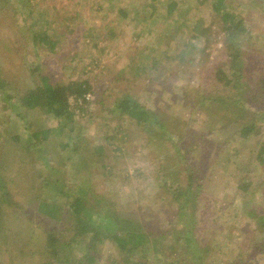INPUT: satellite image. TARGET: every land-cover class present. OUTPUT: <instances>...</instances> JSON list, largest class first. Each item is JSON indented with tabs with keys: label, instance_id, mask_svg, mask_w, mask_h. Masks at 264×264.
I'll use <instances>...</instances> for the list:
<instances>
[{
	"label": "rangeland",
	"instance_id": "obj_1",
	"mask_svg": "<svg viewBox=\"0 0 264 264\" xmlns=\"http://www.w3.org/2000/svg\"><path fill=\"white\" fill-rule=\"evenodd\" d=\"M167 1L45 0L46 12L50 14L52 7L56 6L59 15L50 26L62 27L60 35L52 38H57L53 50L42 45L32 47L23 14H13L12 11L8 14L5 10L4 14L7 15H4L2 12L0 68L12 93L33 87L38 71L32 72V67L44 71L51 82L87 80L91 87L85 95V101L74 96L68 99L75 111L71 128L65 134L52 135L37 150H30L26 145V122L31 121L35 129L55 126L57 122L37 112L25 113L17 103L13 107L3 108L0 98V149L3 148L0 161L1 152L6 147H12L8 152L10 159L20 161L10 172L5 169L3 160L0 162V171L6 179L11 181L12 178L14 184L24 186L17 188L9 185L8 199L11 200L0 205L3 216L5 214L8 218L13 215L15 207L12 198L29 195V186L39 181L35 179L38 173L44 175L53 172L52 166L61 172L65 169L62 166H67L69 162L65 160H71L74 155L82 164L78 179L83 184L89 186L91 183L99 194L112 199L119 198L124 204L122 210L138 215L141 211L155 214L158 207L154 199L159 192L160 181L156 171L160 175L163 171L159 167L170 164L168 158L172 161L177 159L178 151H181L187 162L199 163L204 159L203 188L208 197L217 200L215 205L222 200L233 201L234 208L228 209L213 227L210 222L207 223L208 232L212 230L216 236H220L222 244L243 237L238 228L244 225L242 217L245 209L261 201L264 173L250 165V174L247 176V180L252 182L250 192L237 193L236 177L233 178L231 174L235 172L236 163L241 166L248 162V153L255 142L264 141V81L262 85L258 83L259 79L264 78V0H225V8L240 16L250 32L244 35L241 58L248 69L247 82L255 83L258 89L255 99L259 104L251 108V113L258 112L254 121L263 128L261 134L247 139L233 137L232 131L236 128L233 120L226 116L228 112L208 98L211 91L213 93L221 88V84L215 81L217 66L221 64L223 71L229 72L226 34L221 30L218 16L211 10V0L203 3H200L201 0H174L176 9L184 16L188 19L199 18L201 27H209L207 34L199 37L195 45L189 44L194 42L190 39V25L189 30L177 29L173 13L162 19ZM120 9L126 11L124 17L118 13ZM48 32L53 31L50 29ZM182 49L186 52L182 53ZM154 58L157 64L155 62V69H152L150 66ZM246 59L251 60V63ZM140 67L150 68L148 71L152 76L145 72L136 75ZM128 93L152 110L158 125L153 123L149 128L136 127L133 121L116 114L113 109L116 98ZM13 101L16 100L12 98L9 102ZM17 111L21 114V120L16 115ZM5 133L7 138L13 134L19 135L15 145L3 147L8 142L3 135ZM101 135L104 136L99 137ZM63 142L66 143L64 148L61 147ZM196 144L203 149L200 158L195 157L197 149L189 152V145L194 147ZM75 145L79 150L74 149ZM99 145L102 146L101 157L105 155L108 166L113 168L112 175H102V170L97 169L98 159L88 157L91 149ZM73 149L78 151L77 154L72 153ZM72 175L62 172L61 178L69 185L73 182ZM121 179L128 181V185H140L141 193L145 196L137 195L135 200L133 192L122 184ZM24 210L25 214L23 211L19 213L24 237L30 234L34 237L37 233L40 235L46 228L59 225L50 226L26 205ZM159 219L161 222L157 223V227H165L166 218L161 216ZM8 224H3V227ZM14 224L8 230L15 231ZM246 229V241L254 239L257 242L264 238V232ZM5 231L7 233V228ZM209 235L206 233V237ZM83 250L82 243L73 244L68 249L69 256L76 257ZM110 251V245L102 246L103 260ZM228 253V250L221 252L222 259L228 258ZM0 257L2 259V254ZM27 258L18 256L13 264H26ZM8 259L6 255L0 264H9ZM255 259L259 264H264L263 256L257 255ZM99 263L104 264L102 258Z\"/></svg>",
	"mask_w": 264,
	"mask_h": 264
},
{
	"label": "trees",
	"instance_id": "obj_2",
	"mask_svg": "<svg viewBox=\"0 0 264 264\" xmlns=\"http://www.w3.org/2000/svg\"><path fill=\"white\" fill-rule=\"evenodd\" d=\"M205 1L201 0L200 3ZM44 2L45 0H3L4 5H2L0 15L2 12L4 14L5 10L8 14L9 11L13 14H23V18H26L24 26L31 37L32 47L42 45L53 50L57 45V38H52L54 35L55 37L60 35L62 27L50 26V23H55L56 16L59 17L58 10L56 6H53L50 14L47 13ZM225 4V0H211L210 2L211 10L218 16L221 30L226 34V63L228 62L229 72L223 71L221 64L217 66L215 81L221 84V88L216 89L217 92L212 93L211 91L208 98L216 103V106H223L222 110L228 112L229 115L226 114V116L229 120H233L236 128L232 131L233 137L247 139L252 135L261 134L263 128L254 121L258 112L251 113V108L259 104L255 99L258 89L255 83L247 82L248 69L241 58L244 35L250 32L243 20L239 18L240 16L228 11ZM176 7L177 3L174 0H168L162 19L164 20L173 13L176 16L174 21L177 23L175 26L177 29L189 30L190 25V39L194 42L189 44L195 45L199 37L207 34L209 27H201L202 22L199 18L188 19ZM118 13L122 17L127 14L124 9L118 10ZM50 29L52 33L48 32ZM185 52L182 49V53ZM243 55L246 57V53L243 52ZM246 61L251 63L249 59ZM155 62L157 64L156 58L152 61L150 68L155 69ZM140 68L136 75L145 72L148 76H152L148 71L150 68ZM30 70L38 71L33 87L12 93L9 82L0 68V98H2L3 108L13 107L17 103V106L23 108L25 113L26 111L37 112L57 122L55 126L36 129L33 128L31 121L26 122V128L24 127L28 131L26 145L30 150H37L52 135L65 134L71 128L75 119V111L70 107L68 99L74 96L85 101V95L91 87L87 80L51 82L44 71L36 70L34 67ZM262 81L264 78L259 79L258 83L262 85ZM12 98L16 101L9 102ZM113 109L118 116L133 121L136 127L149 128L153 123L158 125V121L153 118L152 110L141 105L137 98L129 93L116 98ZM16 115L21 114L17 111ZM159 126L162 127L161 124ZM6 134L3 135L8 142H5L3 147L15 145L14 142L18 140L19 135L13 134L7 138ZM102 136L104 135L99 137ZM61 147H66V143H61ZM11 148L6 147L1 152L0 161L4 160L3 165L10 172L20 162L8 156ZM2 149L1 147L0 151ZM74 149L79 150L77 145ZM74 149L72 153L77 154L78 151ZM195 149L198 150L195 157L200 158L202 147L199 144L194 147L189 145V152ZM248 154V162L241 166H239L240 163H236L235 172L231 174L233 178L236 177V193L250 192L252 182L247 180L250 165L258 167V171L264 173V141H256ZM101 155V145L92 148L88 153L90 159H98L97 169L102 170V175H112L113 168L108 166L105 155L102 156L103 158ZM168 160L170 164L159 167L163 171L160 175V172L156 171V176H159L160 181H158L159 192L154 199V204L158 207L155 214L141 211L138 215L132 211L122 210L124 204L119 198L112 199L99 194L100 192L93 189L95 186L91 183L89 186L83 184L78 179L79 167L82 164L76 155L71 160H65L69 162L67 166H62L65 169L61 172L52 166L53 172L44 175L38 173L35 179L39 181L29 186V195L26 194L25 197L18 199L11 197L13 199L11 202L15 207L11 217L7 218L5 214L3 216L0 207V254H2V259L7 255L9 264H13L18 256L28 257L26 264H101L99 263L100 258L104 264H259L255 257L257 255L264 257V238L257 242L254 239L246 241L248 232L246 227L251 231L264 232V189L263 194L261 193V201L245 209L244 217H242L244 225L241 227L239 225L238 228L243 233V237L238 241L222 244L220 236H216L212 230L208 232L207 223L210 222L213 227L228 209H233L232 199L219 201L215 205L217 200L214 197H208L209 195L203 188V158L199 163H190L184 159L182 152L178 151L177 159L172 161L168 158ZM62 172L71 173V175L73 173L71 176L73 182L69 185L65 183L61 178ZM12 180V178L11 181L6 179L0 171V205L11 200L8 199L10 197L9 185L17 188L24 187L14 184ZM121 180L122 184L128 186L133 192L135 200H137V195L145 196L141 193L140 185H128V181ZM25 205L38 218L51 224L50 226L59 223L58 227L49 226L50 228L43 230L40 235L37 233L34 237L31 234L26 235L27 238L24 237L21 229L22 217L19 213L21 211L26 213ZM161 216L166 218L165 227H157V223L161 222L159 219ZM147 217L150 218L147 219ZM7 222L9 226L3 227V224ZM13 224L16 230L12 232L8 228L10 229V226L12 228ZM206 233L210 235L206 237ZM77 243H82L84 250L78 256L70 257L68 249ZM105 244L111 246V251L103 260L101 250ZM12 250L15 251L14 254L11 253ZM224 250L229 252V257L226 259H222L221 252ZM252 254L253 257H251ZM2 259L0 257V261Z\"/></svg>",
	"mask_w": 264,
	"mask_h": 264
}]
</instances>
